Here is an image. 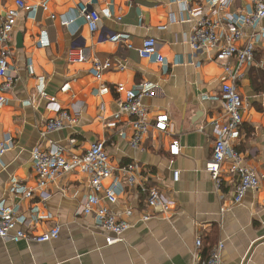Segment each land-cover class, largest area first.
Wrapping results in <instances>:
<instances>
[{"label":"crops","instance_id":"crops-1","mask_svg":"<svg viewBox=\"0 0 264 264\" xmlns=\"http://www.w3.org/2000/svg\"><path fill=\"white\" fill-rule=\"evenodd\" d=\"M15 1L0 0V20ZM205 1L24 0L28 10L16 20L8 61L7 75L16 81L12 91L4 94L6 103L0 107V143L10 139L9 149L0 157V202L18 206L33 235H41L54 225L60 233L45 243L0 239V264H192L196 237L202 240V258L221 242V264H264V167L260 165L264 68H245L236 81L243 108L241 136L234 147L243 155L245 165L255 171L260 186L234 205L235 178L225 176L216 189L206 172L215 141L211 121L222 112L219 79L223 71L206 55L192 56L187 44L193 23L186 21V9L206 7ZM80 3L100 14L96 32H90L80 17ZM261 27L264 29V20ZM111 35H127L133 49L108 41ZM147 38L156 41L164 65L137 55L135 49ZM71 48L83 51V63L67 61ZM95 59L120 63L124 69L105 71L98 81L91 72ZM255 61L264 62V39ZM142 83L155 87L153 96L142 99L148 119L166 114L171 133L150 131L140 151L127 143L131 130L124 123L125 116L114 128L107 124L118 113L117 102L123 98L117 87L132 90ZM101 87L107 90L100 93ZM56 107L74 115L78 124L42 136L46 122L57 116ZM121 132L126 140L119 136ZM69 139L76 140L71 149ZM172 140L179 143L176 156L170 155ZM96 141L105 142L111 161L118 166L136 162L149 169L174 201L165 218L145 223L138 222L137 215L129 219L132 226L123 241L111 246L106 245V234L95 227L92 217L80 214L88 193L81 175L70 173L50 184V197L44 202L37 196L22 199L10 193L11 181L35 188L36 175L31 167L35 148L59 145L77 155ZM173 170L180 171L177 183L172 182ZM130 206L137 211L141 208L138 199ZM122 207L120 201L113 209ZM47 216L48 220L35 221Z\"/></svg>","mask_w":264,"mask_h":264},{"label":"built area","instance_id":"built-area-1","mask_svg":"<svg viewBox=\"0 0 264 264\" xmlns=\"http://www.w3.org/2000/svg\"><path fill=\"white\" fill-rule=\"evenodd\" d=\"M206 7L198 6L186 9V21H191L192 31L187 44L191 55H206L207 60L218 63L222 68L220 83V97L222 102L221 115L211 121L215 141L212 156L206 165L214 187L220 189L225 176L235 178L232 204L239 205L248 191L259 189L260 182L255 171L245 165L244 157L239 153L234 143L240 139L243 102L238 92L236 81L245 68L254 65L264 68V62L255 61L258 46L264 39V0H206ZM41 7L46 10V4ZM235 7V11H231ZM24 0H16L12 8L5 10L0 20V107L6 103L4 94L12 91L15 77L7 75L9 59L12 54V34L16 20L20 13L27 11ZM78 12L90 32L98 30L100 14L90 10L88 4L80 3ZM109 16V12L104 13ZM184 21V20H183ZM108 41L133 49L127 35H111ZM46 45V44H45ZM141 59L153 60L164 65V58L159 54L157 43L153 38L145 39L141 46L135 49ZM67 61L71 64L83 63L85 57L80 48H71L67 54ZM112 68L123 70L120 63L114 65L110 60H93L91 72L100 81L105 71ZM107 89L101 87L100 93ZM117 92L123 93V98L117 102L118 113L107 124L114 128L121 123L125 116V125L131 130V136L121 132L120 137L127 139L128 145L135 150L143 151V143L150 131L160 134H170L171 124L164 113L148 119L147 109L142 104L144 97L155 94V87L142 83L132 90L117 87ZM40 95L45 97L43 91ZM56 118L46 122L42 136L74 128L78 124L77 118L68 111L56 107ZM123 123V124H124ZM75 139L68 140V148L75 145ZM10 139L0 143V157L9 149ZM59 145H51L48 149L35 148L31 154V167L36 175L35 188H27L11 181L10 193L22 199H34L37 196L46 201L50 194L47 187L56 180L70 173L81 175L87 183L88 193L81 205L80 214L91 216L97 229L106 234L105 243L111 246L123 241V235L132 224L129 219L137 215V221L145 223L151 219L167 217L174 207L172 198L158 185L155 175L147 168L136 162L114 167L109 162L105 142L92 143L87 151L81 155L72 154L70 150ZM179 153V143L172 140L170 155ZM260 165L264 167V145ZM172 182L177 183L179 170L171 172ZM108 181L107 185L104 183ZM138 199L140 210L130 206L132 200ZM123 207L113 209L119 202ZM224 209H222L223 211ZM49 216L36 217L35 221L48 220ZM32 222H34L32 220ZM58 225L52 226L41 235L35 236L27 228V220L19 214V207H8L0 202V239L10 243H45L58 238ZM202 247L200 237L195 238L194 250L191 252L192 264H221L220 255L223 244L219 242L212 248L206 258H202L199 250Z\"/></svg>","mask_w":264,"mask_h":264},{"label":"rangeland","instance_id":"rangeland-1","mask_svg":"<svg viewBox=\"0 0 264 264\" xmlns=\"http://www.w3.org/2000/svg\"><path fill=\"white\" fill-rule=\"evenodd\" d=\"M238 89V88H237ZM239 92V91H238ZM77 155H81V153H79V154H77ZM109 162H110V164L112 165V166H114V167H117L118 166V164L114 161V162H112L111 161V158H110V156H109ZM108 184V181H106L105 183H104V185H107Z\"/></svg>","mask_w":264,"mask_h":264},{"label":"trees","instance_id":"trees-1","mask_svg":"<svg viewBox=\"0 0 264 264\" xmlns=\"http://www.w3.org/2000/svg\"><path fill=\"white\" fill-rule=\"evenodd\" d=\"M247 133H249V131Z\"/></svg>","mask_w":264,"mask_h":264}]
</instances>
